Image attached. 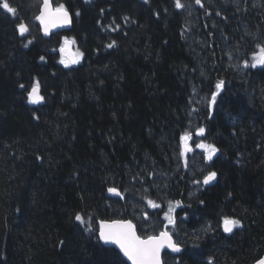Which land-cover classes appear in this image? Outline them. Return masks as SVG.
Segmentation results:
<instances>
[{
    "label": "trees",
    "instance_id": "16d2710c",
    "mask_svg": "<svg viewBox=\"0 0 264 264\" xmlns=\"http://www.w3.org/2000/svg\"><path fill=\"white\" fill-rule=\"evenodd\" d=\"M51 1L73 23L49 38L36 22L42 0H8L14 15L0 8V264H128L96 228L130 219L156 234L164 224L143 226L137 212L151 188L189 202L178 212L189 221L176 237L184 251L165 264L260 260L264 65L251 64L264 0ZM65 37L83 53L76 66L59 63ZM36 80L44 100L34 107ZM186 133L189 146L218 149L211 187L196 156L180 154ZM113 187L128 199L108 197ZM224 217L241 226L228 235Z\"/></svg>",
    "mask_w": 264,
    "mask_h": 264
},
{
    "label": "snow or ice",
    "instance_id": "6c2138e0",
    "mask_svg": "<svg viewBox=\"0 0 264 264\" xmlns=\"http://www.w3.org/2000/svg\"><path fill=\"white\" fill-rule=\"evenodd\" d=\"M86 3H89L90 0H85ZM145 3H148L149 0H144ZM197 5L203 7L201 0H195ZM175 7L177 9H183L185 5L181 2V0H175ZM0 8H3L7 13L15 14L17 9L12 7L8 0H0ZM103 12V9H101ZM76 16H79L80 13L77 11L75 13ZM219 15V13H217ZM36 19L43 26L44 35H49V31L51 28L57 26L70 25L72 23L71 16L68 10L65 8L63 4L53 8L51 6L50 0H43V5L40 10V14L36 17ZM127 19V17L125 18ZM17 30L21 36H23L26 32H28L27 25L23 23H19L17 25ZM30 44L31 41L29 40ZM76 44L75 39H70L65 37L63 40V44L59 47L60 59L59 63L64 65V67H69L74 64H78L83 56V53L76 49L73 51V46ZM113 44H108V48H112ZM28 45L25 44V47ZM55 51V49H54ZM41 61H45V57H40ZM257 64L264 65V47L259 48V53L253 55V63L251 66L255 68ZM245 67H248V63L246 62ZM223 81L217 83L216 88L217 92L213 93L211 97L210 103L214 105L216 103L217 95L219 94L220 89L222 88ZM24 84H20V88H24ZM28 102L30 104L36 105L40 104L44 97L40 94V81L36 80L31 90L27 94ZM38 119V117H37ZM205 133L204 128H200L197 131V135L203 136ZM189 135L186 133L181 136L182 142V150L181 156H184L187 152L191 151V148L188 144ZM196 147L202 149L205 152V158L208 161H211L213 156L217 153L218 149L215 145L200 143L197 144ZM217 173L215 171H209L206 176H204L202 183L204 185H208L211 181L215 180ZM196 183H201V181L197 180ZM108 191L110 193H114L116 195H120L119 192L115 188H109ZM147 203L153 207L158 208L160 205L156 204L152 200H148ZM180 202L177 201L176 205L179 206ZM173 212L172 205L169 206L168 213L165 214V219L168 221L167 224L164 225V229L159 232L158 235H149L146 238H141L136 234L135 226L133 223L129 221L123 220H114L111 222L108 221H100L99 222V234L98 239L102 241L104 244H115L119 247V249L123 252L124 256L127 257L131 264H161V250L162 249H170L174 253H179L182 251V247L180 242L174 240L172 231L169 229L171 225L172 229L175 228V218L171 215ZM145 218H147V214H145ZM75 219L80 222V224H86L84 217L77 214ZM240 221L231 219L228 217L223 218V230L226 233H231L234 228L240 227ZM91 231V229H89ZM211 264V261H209ZM258 264H264V259L258 261Z\"/></svg>",
    "mask_w": 264,
    "mask_h": 264
},
{
    "label": "water",
    "instance_id": "95a60500",
    "mask_svg": "<svg viewBox=\"0 0 264 264\" xmlns=\"http://www.w3.org/2000/svg\"><path fill=\"white\" fill-rule=\"evenodd\" d=\"M50 3H51V0H50ZM51 6L53 7L52 3H51ZM54 8V7H53ZM70 14V13H69ZM71 16V14H70ZM71 20H72V16H71ZM37 22L40 24V22L37 20ZM72 26V23L70 25H64V26H57V27H54V28H51L50 31H49V35H44V31H43V26L40 24V27H41V31H42V34L45 36V37H49L52 33L56 32L57 30H60V29H69L70 27ZM134 225V224H133ZM135 226V225H134ZM135 231H136V226H135ZM137 234V232H136ZM138 235V234H137ZM105 245H108V246H113V247H116L119 249V247L115 244H105ZM120 250V249H119ZM170 250V249H169ZM121 251V250H120ZM122 252V251H121ZM174 253V252H173ZM180 253V252H179ZM123 254V252H122ZM178 254V253H176ZM124 255V254H123ZM126 257V256H125ZM127 259V257H126ZM261 259H264V255ZM260 259V260H261ZM128 260V259H127ZM129 261V260H128ZM259 261V260H258ZM258 261L255 263V264H258ZM129 263L131 264V261H129ZM161 264H162V260H161Z\"/></svg>",
    "mask_w": 264,
    "mask_h": 264
},
{
    "label": "bare ground",
    "instance_id": "6f19581e",
    "mask_svg": "<svg viewBox=\"0 0 264 264\" xmlns=\"http://www.w3.org/2000/svg\"><path fill=\"white\" fill-rule=\"evenodd\" d=\"M206 186H207V185H206ZM100 221H108V222H111V221H114V220H110V221H109V220H100ZM100 221H99V222H100ZM98 225H99V223H98ZM98 232H99V231H98Z\"/></svg>",
    "mask_w": 264,
    "mask_h": 264
},
{
    "label": "flooded vegetation",
    "instance_id": "af4514ba",
    "mask_svg": "<svg viewBox=\"0 0 264 264\" xmlns=\"http://www.w3.org/2000/svg\"><path fill=\"white\" fill-rule=\"evenodd\" d=\"M197 149L200 151L201 149L197 147Z\"/></svg>",
    "mask_w": 264,
    "mask_h": 264
},
{
    "label": "rangeland",
    "instance_id": "374dc122",
    "mask_svg": "<svg viewBox=\"0 0 264 264\" xmlns=\"http://www.w3.org/2000/svg\"><path fill=\"white\" fill-rule=\"evenodd\" d=\"M72 66V65H71Z\"/></svg>",
    "mask_w": 264,
    "mask_h": 264
}]
</instances>
